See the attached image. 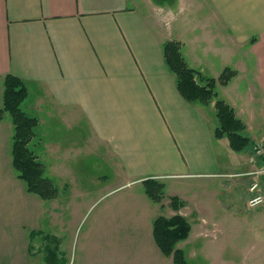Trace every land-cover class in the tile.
I'll list each match as a JSON object with an SVG mask.
<instances>
[{"label": "crops", "instance_id": "1", "mask_svg": "<svg viewBox=\"0 0 264 264\" xmlns=\"http://www.w3.org/2000/svg\"><path fill=\"white\" fill-rule=\"evenodd\" d=\"M170 40L183 41L189 66L207 77L236 71L209 104L179 90L164 55ZM9 74L28 86L21 108L39 116L29 144L38 160H53L54 179L68 192L45 200L28 191L4 112L0 264H176L153 232L157 217L178 212L153 200L144 180L202 176L207 185L264 163L252 145L235 151L227 136H215L221 98L247 124L245 135L264 143V0H0V109ZM77 123L88 134H71ZM76 139L79 154L98 153L111 172L68 166ZM227 182L236 191L237 178ZM207 217L204 225L219 222Z\"/></svg>", "mask_w": 264, "mask_h": 264}, {"label": "rangeland", "instance_id": "2", "mask_svg": "<svg viewBox=\"0 0 264 264\" xmlns=\"http://www.w3.org/2000/svg\"><path fill=\"white\" fill-rule=\"evenodd\" d=\"M173 8L178 10L177 6L173 5ZM182 23H184V21H180L178 25H182ZM184 44L185 43L182 45V54H184ZM198 79L202 81L201 78ZM82 130L88 134L86 127L82 126L81 123H77L75 131L72 130L71 134L78 135L82 133ZM79 142L76 139L77 160L73 163L69 162L67 164L68 166L70 165L73 168L78 167V170L83 167H90V175H101L111 172L108 166L102 165V158L98 153L82 152L79 154ZM81 142H83V144L89 143L88 140ZM84 151H87V148L84 149ZM52 161V159H49V170L46 174L53 179L54 183L60 188V191L66 193L68 192L66 191L67 187L63 185L64 188H62L60 186L61 184L56 182V179L57 181L59 180L58 177L54 179L53 170L50 168ZM41 162L45 167L48 165V163L46 165V160L45 163L43 161ZM262 168H264V164L261 163L255 170H243L232 175H225L224 173L219 176L220 179L207 178V185H205V180H203L206 178L202 176L200 178L199 176H191L188 179H177L176 181H172L173 179L171 178L159 180L161 182L164 181V184L165 181H167L165 185V201L168 202L172 209H174L171 204L172 196L179 197L178 199L183 202L178 210H174L178 213L182 210L180 214L190 223L189 236L187 240L184 239L186 240L185 243L187 242L186 249L181 242L184 240L179 241L181 242L180 245H182L180 248H182L184 252L187 250L189 256V260L187 259V261L189 264H264V204L256 207L250 206L249 199L251 195L248 194L250 180H259V176H263V174H261L263 172ZM248 171H257V173L241 176L242 173H247ZM77 175H81V173H77ZM236 178L239 183L237 185L238 187L236 191H230L228 187L232 183H228L227 181ZM88 180L92 179L88 177ZM221 180L223 181L221 182ZM201 183H203V185ZM189 184L192 190L187 193L179 191L184 194L187 199L179 194L172 193L173 191L176 192L179 189L183 190L189 187ZM172 185H175V187ZM232 199L235 200L233 203ZM214 203H216V208H213V210H200L202 205L206 206ZM178 204L180 205L179 201ZM207 214H209V217L213 216V218H215L216 221L219 220V222H214V224L207 223L204 225L202 223V218H208ZM203 249L204 251H202Z\"/></svg>", "mask_w": 264, "mask_h": 264}, {"label": "trees", "instance_id": "3", "mask_svg": "<svg viewBox=\"0 0 264 264\" xmlns=\"http://www.w3.org/2000/svg\"><path fill=\"white\" fill-rule=\"evenodd\" d=\"M180 41H167L164 48L169 67L175 72L178 88L183 96L190 101H201L209 104L210 100L217 97L216 86L231 80L236 71L227 67L217 79L213 76L204 75L199 69L189 66L185 55L182 54ZM202 81H199L198 78ZM6 90L4 94L5 104L0 109V118L8 111L14 121L15 129L13 136L14 168L18 171L20 179L26 181L29 192L37 193L42 199H51L58 196L60 188L46 174L45 165L38 160L30 142L36 135L35 129L39 125L36 116H29L22 108L21 103L29 94L28 86L18 76L9 74L6 77ZM216 112L219 126L215 130V136L222 138L228 136L230 147L236 151H243L253 145L248 135H245L247 124L237 115L227 101L216 100ZM148 195L160 203L165 200L166 186L158 179L144 180ZM179 197L172 196V205L177 209L183 204ZM180 202V205L178 204ZM163 206V205H162ZM154 232L157 245L168 256L173 255L176 264H189L185 252L178 248L180 240L189 236L190 223L180 213L171 217L159 216L154 220Z\"/></svg>", "mask_w": 264, "mask_h": 264}, {"label": "built area", "instance_id": "4", "mask_svg": "<svg viewBox=\"0 0 264 264\" xmlns=\"http://www.w3.org/2000/svg\"><path fill=\"white\" fill-rule=\"evenodd\" d=\"M253 153L257 158H262L264 159V143L258 142L256 144L253 145ZM263 169V174H264V168ZM257 173V171L255 172H247V173H243V175H247V174H254ZM261 173V174H262ZM261 184L259 182H255L250 190L253 192V196L249 199V205L256 207V206H260L261 204H264V189H261Z\"/></svg>", "mask_w": 264, "mask_h": 264}]
</instances>
